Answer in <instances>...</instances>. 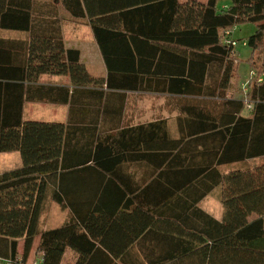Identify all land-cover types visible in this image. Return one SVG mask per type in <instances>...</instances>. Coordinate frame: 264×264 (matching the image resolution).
Listing matches in <instances>:
<instances>
[{"label": "trees", "instance_id": "16d2710c", "mask_svg": "<svg viewBox=\"0 0 264 264\" xmlns=\"http://www.w3.org/2000/svg\"><path fill=\"white\" fill-rule=\"evenodd\" d=\"M61 9L89 21L105 82L66 49ZM248 23L260 79L233 98L238 62L224 38ZM0 29L27 37L0 38V154L22 159L0 174V264H26L37 238L40 264H62L68 250L74 264H264V0H0ZM43 75L101 87L94 125L26 121L27 103L82 93L41 85ZM129 91L175 98L178 137L167 119L122 126ZM132 164L147 166L140 182ZM217 189L221 220L200 206ZM49 194L70 218L40 231ZM134 213L147 224L117 258L88 233L93 216Z\"/></svg>", "mask_w": 264, "mask_h": 264}, {"label": "crops", "instance_id": "0c3cea01", "mask_svg": "<svg viewBox=\"0 0 264 264\" xmlns=\"http://www.w3.org/2000/svg\"><path fill=\"white\" fill-rule=\"evenodd\" d=\"M187 1L190 0H180V2H187ZM196 1L206 3L208 0H204V1L196 0ZM225 6L226 4L222 5L221 7L223 8ZM88 25L92 32V36L88 38L87 43L83 41V38L80 39L81 38L80 35L75 36L74 37L75 41L70 43L71 40L67 39L65 34L66 27L64 24H62L65 47L67 50H77L80 52L81 63L86 67L92 79L104 80L105 82L108 78V69L100 45L94 35V32L89 24V21H88ZM10 34L11 35H4L3 37L0 38L12 42H23L26 41L27 39V37L24 34H20L17 32H11ZM80 43H82L83 46L82 45L80 46L79 45ZM39 84L44 86L65 87L68 88L71 93L76 91H81L82 93H77L75 95L76 99L73 104L72 103L66 104L64 102L27 103L25 105V110H24V119L26 121L59 122L63 124H68L71 120V124L73 125H84V126L94 125L95 123V119H93L94 113L95 111L98 110L99 105H98V99H95V95L93 92L95 91L98 92L99 90H101V87L97 86L94 83H91L85 88H82L75 85L70 76H54V75L41 76L39 79ZM104 89H106V86H104ZM126 95H127V102L122 117V126L124 127L125 126L134 127L164 119H167L169 123V118H166L165 115V105L163 103L160 104L158 107L156 106L154 108L156 109V111L151 115V117L147 116V112L144 110V105H142L143 100L144 98H146V96H150L153 98L167 97L168 109H170L173 113L176 112L179 115V107L178 105L177 107L175 106L174 103L175 98L173 97L166 95L149 94L144 92H133V91H129ZM118 106L120 105L119 104L115 105L113 109L116 110ZM113 121H114L113 123L111 124L109 123L107 124V126L118 125V118L113 119ZM171 135L174 138H177L179 134L177 136H174L171 133ZM3 156H7L4 158H7L8 160H4L6 168L2 172H0V174L22 167V159L19 153H8V154H3ZM146 170H148L146 165L143 166L141 164H132L127 168V173L133 176V181L131 182L134 181L140 182L138 179L143 177V174L146 172ZM213 193H211L210 195H212ZM47 199L52 201L50 194L48 195ZM63 209H64V220L62 221L61 226L70 218L69 209L67 208H63ZM149 222L150 221H148V223ZM146 224H147V219L141 217V215L138 213H134L131 215L120 214L118 217L114 219L108 218L106 216H93L91 217L88 223V233L90 237L95 241H97L98 244H100V246L105 251L110 253L113 257L117 258L122 253L127 251L135 243L136 241L135 238L141 234V229ZM50 227L43 229L42 231L47 229H52ZM39 242H40V238H37L34 247L38 246ZM41 260H42V256H41Z\"/></svg>", "mask_w": 264, "mask_h": 264}, {"label": "rangeland", "instance_id": "374dc122", "mask_svg": "<svg viewBox=\"0 0 264 264\" xmlns=\"http://www.w3.org/2000/svg\"><path fill=\"white\" fill-rule=\"evenodd\" d=\"M201 1H204V0H201ZM225 4H228V2L224 1L220 3L221 6ZM60 11H61V17H62V24H64L66 27L65 34H66L67 39L71 40L70 43L74 42L75 41L74 37L78 35L81 36L80 39L83 38V41L87 43L88 38L92 36V32L88 25V21L86 19H82V20L73 19L62 9ZM255 31H256V25L248 23V24L236 26L234 30L232 31L233 33H231L232 35L231 38L238 42V46L235 49H233V54H232V58H234L238 62V69H237V77L233 82L232 92L229 93L230 97L241 98L242 95H246L249 92L248 89L251 88L247 86V83L251 79V73L255 69L254 67L251 68V65H250V59L252 57V49L248 45V42L250 38L254 35ZM10 33L11 32L9 31H2L0 29V37H3L4 35H11ZM227 33H230V32H227ZM244 43H246L247 45H244ZM79 45L81 46L82 43H80ZM254 59H256V56ZM254 63H255V60H253L252 64ZM254 72H256V74L258 73L256 70ZM259 79L260 77H258V74H257V80ZM253 82H255V79L252 81V83ZM167 99H168L167 97L153 98L150 96H146V98H144L143 100L142 105H144V110L147 112V116L151 117V115L156 111V109L154 108L156 106L158 107L160 104L163 103L165 105L166 118H169L170 132L174 136H177L178 135V127H177V115L178 114L176 112L173 113L170 109H168ZM250 111H251V106L248 105L244 114L249 115ZM4 157H7V156H3V154H0V172H2L6 168L4 160H8V159ZM259 162L260 161H256V162L251 161L249 164L254 165ZM240 167L241 166H237V164L230 165V166H226L224 170L225 171L227 170L229 172V170L230 171L236 170V169H239ZM220 194H221L220 189L215 190V192L209 197H207L200 205L201 208L204 209L207 213H209L215 218H218L219 220L223 218V214H224V209H223V205L221 202ZM63 220H64L63 207L47 199L44 205L42 216H41L40 231L50 226H51L50 228L59 227L61 226ZM22 248H23V242H21L20 253H22L21 252L23 250ZM41 256H42V253L38 252V246H35L26 264H40ZM75 260H76V254L68 250L64 255L62 264H74Z\"/></svg>", "mask_w": 264, "mask_h": 264}, {"label": "built area", "instance_id": "2783aa9c", "mask_svg": "<svg viewBox=\"0 0 264 264\" xmlns=\"http://www.w3.org/2000/svg\"><path fill=\"white\" fill-rule=\"evenodd\" d=\"M228 35V36H227ZM224 43L225 45H227L229 48H231L232 50L235 49L238 46V42L236 40H233L230 38V33H226L225 38H224ZM244 45H247L246 43H244ZM257 80V74L255 72L251 73V79L249 80V82L247 83V86L250 87L251 83L253 80ZM261 81V80H260Z\"/></svg>", "mask_w": 264, "mask_h": 264}]
</instances>
